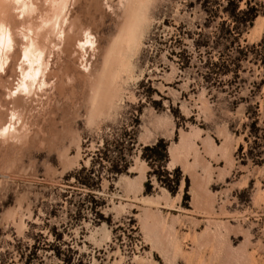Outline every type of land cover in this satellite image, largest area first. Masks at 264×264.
<instances>
[{"label": "rangeland", "instance_id": "1", "mask_svg": "<svg viewBox=\"0 0 264 264\" xmlns=\"http://www.w3.org/2000/svg\"><path fill=\"white\" fill-rule=\"evenodd\" d=\"M60 3L22 0L0 32V264L33 244L30 264H59L48 245L80 264H264V0L238 3L257 16L235 30L225 0H66V19ZM158 141L160 169L140 158ZM81 169L89 190L67 178Z\"/></svg>", "mask_w": 264, "mask_h": 264}, {"label": "trees", "instance_id": "2", "mask_svg": "<svg viewBox=\"0 0 264 264\" xmlns=\"http://www.w3.org/2000/svg\"><path fill=\"white\" fill-rule=\"evenodd\" d=\"M226 4L223 8V12L226 15L227 19L231 20V22H235L233 25V29L235 30L238 27H241V25H244L246 23H248L249 25L254 21V19L257 16V11L255 9H244V10H238L239 9V5L238 3L241 0H225ZM238 14L240 16H242L243 18H240L239 21L235 20V15ZM230 31V30H228ZM134 139H132V141H130V145L134 144ZM118 144H114L113 142V146L114 148H118L117 146ZM105 150V144L103 143V145L101 146L100 149H98L95 153L96 154H100L103 153L102 151ZM160 150L163 154L165 153L166 150V144H164L162 141H158L154 146L151 147H145L142 149V153L140 155V158L142 160H144L147 165L149 167L152 168H161V166L159 165V159L156 155V151ZM128 165H115L112 166V170L111 172L116 174V175H120L126 172ZM162 171V170H161ZM158 171L159 174H163L164 178L160 179V177H156V181L163 187H165L171 194H173V190L178 186L179 184V177L176 176L174 177V179H169V177H171L169 174L165 173L162 171ZM85 173V169H81L79 172L74 173L70 176H68L67 178H73L74 179V184H76L77 186H79L80 188L83 189H90L91 185H90V181H92V179L89 177L91 174V170L86 171L85 176L83 178H79V174L83 175ZM177 173V172H176ZM184 191H186V186L184 187ZM93 204L96 205L95 201H92ZM93 213L94 215L101 221L103 220L102 216L99 214V212L97 211V209H95V207L93 208ZM58 235H53V241L58 240ZM36 245L33 244L32 246L26 248L27 249V255H19V259H23V263L22 264H30V257L34 255V251L36 250ZM48 252L51 253V255L54 257V259H56L58 261L59 264H80V263H73V256L74 254H71V256L67 259L65 257H63L61 251L59 248L54 247L52 245H48L47 247Z\"/></svg>", "mask_w": 264, "mask_h": 264}, {"label": "bare ground", "instance_id": "3", "mask_svg": "<svg viewBox=\"0 0 264 264\" xmlns=\"http://www.w3.org/2000/svg\"><path fill=\"white\" fill-rule=\"evenodd\" d=\"M54 1H59V0H53V2ZM60 1H62V3H60L59 5H58V7L56 6V8H57V12H58V14H61V13H63V11H64V8H65V2H66V0H60ZM21 2H22V0H0V32L2 31V30H5V32H6V29H7V27L8 26H10L12 23H11V21H10V15H11V12L12 11H18V10H20V5H21ZM58 3V2H57ZM77 4V3H76ZM49 5H50V3H49ZM32 6V5H31ZM51 6V5H50ZM53 6V5H52ZM55 8V9H56ZM53 9V8H52ZM66 9V8H65ZM51 9L49 8V11H50ZM134 10V9H133ZM54 11V10H53ZM53 11H51V16L54 14H52V12ZM56 12V13H57ZM65 12V14L63 13L62 15H65L64 16V18L66 19V11H64ZM7 13H8V15H9V19H6V16H7ZM56 13H55V15H56ZM42 14V13H41ZM40 14V15H41ZM135 14V13H134ZM134 14L132 15V17H133V22H132V18L129 20V22H128V24H129V26H128V28L126 29V32H127V34L126 35H124V36H122V38H121V43L123 44H117L115 47L114 46H112V48H111V54H109V55H111V59H110V61H109V59H108V61L110 62H108V61H105V62H107L108 64H110L108 67H107V65H106V67H104V69L102 70V72L100 73V75L98 74L97 76H99V79L100 80H96V78H95V80L98 82V88L99 89H101L102 91V94L101 93H98V95H103V97L105 98H107V97H109V95H110V93H113L112 92V89L116 86V82H117V80H118V78L120 77V76H122V75H126V74H128V66H127V64L125 63V61H124V56H126V55H122V54H124L125 53V51L123 50V47L122 46H126V47H128L130 44H132L133 43V41H135V36H134V27L136 26L135 24H137L138 22L136 21V18H134ZM40 15H39V17H40ZM57 16V15H56ZM64 18H63V20H64ZM49 19V18H48ZM63 20H62V22H63ZM49 22H51L54 26L56 25V22H57V20L56 19H50L49 20ZM137 22V23H136ZM51 24V26H50V28H51V30L49 29V32L50 31H52V29L54 28V26ZM49 25L50 24H48V26H46V28L44 29V28H42V29H44V31H42V32H44V34L39 30V32L40 33H42V35L41 34H39V32H37V35H36V37H37V39H36V43L38 44V45H40L41 47L43 46V43H42V40L41 39H45V38H47V37H45L47 34H49V32H48V29H47V27H49ZM62 25V24H61ZM45 26V25H44ZM32 27V26H31ZM40 28V29H41ZM41 29V30H42ZM33 30V29H32ZM31 30V31H32ZM45 30H47V32L45 33ZM61 27L56 31V35L58 34V35H60L61 33ZM51 33V32H50ZM44 35V36H43ZM123 35V34H122ZM42 37H45V38H42ZM55 37V36H54ZM52 37H50V41L52 40L51 39ZM58 38V37H57ZM48 39H49V37H48ZM47 39H45V41H46ZM57 40V39H56ZM45 41H43L44 43H45ZM19 42H21V41H17L16 42V45H18L19 44ZM58 43V42H57ZM135 44V43H134ZM115 45V44H114ZM119 45V46H118ZM53 48V47H52ZM129 48V47H128ZM110 50V49H109ZM129 50V49H128ZM128 52V51H127ZM16 53L17 52H13L11 55H10V57H9V62L11 63V65H12V63L14 62V60L16 59ZM107 53H108V51H107ZM27 54V52H25V55ZM109 57V56H108ZM124 57V58H123ZM104 58H105V56H104ZM106 58H107V56H106ZM104 61V60H103ZM128 61V60H127ZM105 62H102V63H105ZM87 65V64H86ZM31 67V66H30ZM11 68V67H10ZM106 68V69H105ZM8 70V69H7ZM6 70V71H7ZM6 71L4 72V75H5V73H6ZM89 74V73H88ZM94 74V73H93ZM91 75V74H90ZM130 75V74H129ZM90 79V78H89ZM130 79V78H129ZM95 81V82H96ZM122 81V80H121ZM96 82V83H97ZM121 84V83H120ZM120 84H118V85H120ZM96 85V84H95ZM121 86V85H120ZM115 92V91H114ZM104 93V94H103ZM116 94V93H115ZM112 95V94H111ZM101 96H99V98H100ZM111 97V96H110ZM102 98V97H101ZM111 99V98H110ZM102 101H103V99H102ZM104 101H106V100H104ZM107 101H108V99H107ZM98 103V102H97Z\"/></svg>", "mask_w": 264, "mask_h": 264}]
</instances>
